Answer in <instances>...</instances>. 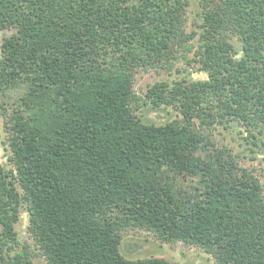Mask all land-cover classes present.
Instances as JSON below:
<instances>
[{
    "label": "trees",
    "instance_id": "1",
    "mask_svg": "<svg viewBox=\"0 0 264 264\" xmlns=\"http://www.w3.org/2000/svg\"><path fill=\"white\" fill-rule=\"evenodd\" d=\"M199 3V29L187 31V0H0L12 164H0V264H34L15 228L22 208L47 264H172L126 258L128 228L197 246L215 264H264L261 182L206 132L264 136V0ZM192 51L206 79L145 93L180 117L143 122L136 72Z\"/></svg>",
    "mask_w": 264,
    "mask_h": 264
},
{
    "label": "rangeland",
    "instance_id": "2",
    "mask_svg": "<svg viewBox=\"0 0 264 264\" xmlns=\"http://www.w3.org/2000/svg\"><path fill=\"white\" fill-rule=\"evenodd\" d=\"M186 7V30H198L201 18V6L199 0H187ZM10 34L9 30L0 31L2 37ZM231 41L236 47L239 41L233 37ZM194 47L197 46V36L192 39ZM195 49V48H194ZM193 51L188 53L187 58L180 57L171 67H155L139 69L134 77L133 90L139 97L134 112L143 122L163 124L180 117L179 111L171 105L161 104L155 106L151 103L145 104L147 99L145 93L148 88L156 82H168L171 85L174 81L186 79H206V73L200 70L199 65L193 60ZM22 94L20 88L8 91L10 102ZM0 96V100H1ZM137 102V101H136ZM1 111V110H0ZM6 117L0 112V164L6 169L11 168L8 149V132L6 131ZM206 132L217 146H225L231 150L240 166L251 170L260 180L264 194V136L251 137L239 127H225L216 124L207 129ZM255 142V143H254ZM29 220L28 213L21 209L19 220L15 224L20 245H30L34 264H47L45 257L39 252L27 230ZM120 243L121 253L129 259L143 257H162L172 264H215L213 257L204 252L201 248L185 244L181 241L161 242L152 232L128 228L121 232Z\"/></svg>",
    "mask_w": 264,
    "mask_h": 264
}]
</instances>
